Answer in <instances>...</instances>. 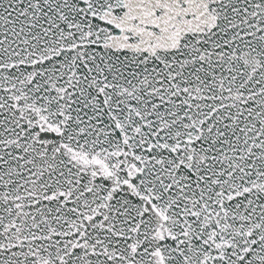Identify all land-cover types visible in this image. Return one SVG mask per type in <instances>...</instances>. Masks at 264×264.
<instances>
[{"label": "snow or ice", "instance_id": "obj_1", "mask_svg": "<svg viewBox=\"0 0 264 264\" xmlns=\"http://www.w3.org/2000/svg\"><path fill=\"white\" fill-rule=\"evenodd\" d=\"M0 264H264V0H0Z\"/></svg>", "mask_w": 264, "mask_h": 264}]
</instances>
